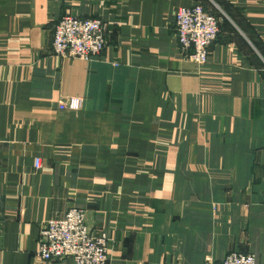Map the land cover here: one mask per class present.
I'll list each match as a JSON object with an SVG mask.
<instances>
[{
	"label": "crops",
	"instance_id": "1",
	"mask_svg": "<svg viewBox=\"0 0 264 264\" xmlns=\"http://www.w3.org/2000/svg\"><path fill=\"white\" fill-rule=\"evenodd\" d=\"M197 6L225 15L203 66ZM66 15L105 22L102 55L54 54ZM0 194V264H75L38 256L75 206L108 264H264V0H0Z\"/></svg>",
	"mask_w": 264,
	"mask_h": 264
},
{
	"label": "built area",
	"instance_id": "2",
	"mask_svg": "<svg viewBox=\"0 0 264 264\" xmlns=\"http://www.w3.org/2000/svg\"><path fill=\"white\" fill-rule=\"evenodd\" d=\"M105 22L64 16L56 25L52 48L62 58L89 61L98 58L107 44ZM177 39L180 50L197 65L209 60V48L217 40L219 21L203 7L181 8L176 13ZM83 101L70 98L60 105L63 111H79ZM40 162L38 163V166ZM0 194V209L2 207ZM43 235L46 242L39 246L43 261L71 258L75 264H108L110 239L104 231L91 232L86 212L72 207L61 219L50 221ZM210 264H258L251 254L231 253L224 260Z\"/></svg>",
	"mask_w": 264,
	"mask_h": 264
},
{
	"label": "rangeland",
	"instance_id": "3",
	"mask_svg": "<svg viewBox=\"0 0 264 264\" xmlns=\"http://www.w3.org/2000/svg\"><path fill=\"white\" fill-rule=\"evenodd\" d=\"M206 11H208L211 15H213V16H215V17H217V19H218V21H219V33H220V27H221V25H222V23H223V21H224V18H225V15L222 13V12H220V11H217V10H206ZM218 37H219V34H218V36H217V39H218ZM217 41V40H216ZM215 41V42H216ZM215 42L212 44V46L215 44ZM212 46H210V48H209V56H210V50H211V48H212ZM231 253H238V252H236V251H233V252H231ZM231 253H229L228 255H230ZM239 253H241V252H239ZM245 254H250V253H245ZM227 255V256H228ZM251 255H253V254H251ZM226 256V257H227ZM254 256V255H253ZM225 257V258H226ZM254 258H255V260H256V257L254 256ZM224 260V259H223ZM256 262H257V260H256ZM258 263V262H257Z\"/></svg>",
	"mask_w": 264,
	"mask_h": 264
}]
</instances>
